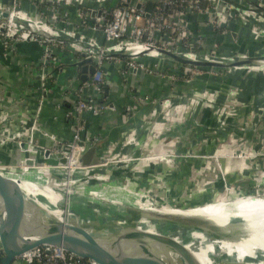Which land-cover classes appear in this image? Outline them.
Returning <instances> with one entry per match:
<instances>
[{"label": "crops", "instance_id": "obj_1", "mask_svg": "<svg viewBox=\"0 0 264 264\" xmlns=\"http://www.w3.org/2000/svg\"><path fill=\"white\" fill-rule=\"evenodd\" d=\"M246 2L256 6L252 0H246ZM28 7L26 5V8ZM255 10L253 14L246 13V18L233 21L232 23L228 22L227 25L231 30V34L227 35H221L214 31L211 26H208L206 24L208 16L204 14L196 15L192 24L193 26L195 25V32H202L208 36L207 43L209 46L215 41H220L226 55L237 53L243 55L246 58L245 61L255 64L261 58H264V12L257 9V7ZM40 58L41 47L33 42L20 43L17 45L16 51L8 58H0V108L8 111L14 126L25 120L32 112L38 95L37 87L39 82L37 81V71L34 64L39 62ZM56 58L60 68L58 82L49 81L47 85L48 93L45 97L42 112V127L44 130L56 134L63 143L70 142L74 135L72 125L79 120V123L85 127L81 132L83 140L89 142L93 141L94 138H98L96 143L99 145L97 153L100 158L110 146H116L117 150H122L123 153L135 157L147 155L150 150L152 151L156 148L155 144L151 142L153 104L151 102L135 103L133 101V93L149 95L160 100L170 98L173 101L172 115L174 117L168 120L169 122L159 123V132L164 131V133L162 132L157 137L160 139L165 138V146L161 147L160 143L157 144L155 153L169 151L187 154L188 156L183 158L176 156L171 164L163 162L159 158L137 162L134 167L138 168V171L141 173L137 174L135 180L141 179L143 187L147 186L151 188L150 186L153 187L154 185L156 187L155 192L160 194V179L162 178L160 176L164 175L165 169H168L169 166H177L178 170L175 173L176 180L174 183L175 189H177L176 193L178 194L182 192L183 188L190 186L189 192L192 194L189 196L190 200L183 199L182 204L190 203L193 199L212 200L219 196L224 189V183H227V181L224 182L225 180L220 175L216 160L210 157V154L214 153L218 148L219 138H222L227 133L221 130L220 132L219 130L216 131L218 127V114L211 110L206 100H202L201 103L199 102V104L194 105V98L197 97L198 93L203 91L207 93L220 92L219 101L223 102L226 91L231 89L237 90L239 95L237 111L233 117L223 118V120H227V122L233 121V130L235 131L232 132H234V135L243 138L246 142L255 141L256 135L264 136V73L255 69L237 70L235 73L218 79L200 77L190 83L180 81L173 84L169 79L159 75H149L143 71L123 73L125 70L123 63H108L105 65L106 75L109 79V92L106 97L107 101L114 104L117 110L107 111L95 116L87 112L83 114L76 113L74 110L75 98H64L63 91L65 86L76 85L81 80L82 66L77 64L80 61L77 62L76 56L69 52H59ZM254 59L255 61H253ZM154 61V59H147L149 63ZM170 61L163 62L162 66L170 68L172 71L175 66L174 61L177 64L180 62L175 59ZM23 97H25V100L22 99ZM59 103L64 104L62 109L57 108ZM186 104H191V111L185 114L188 116L186 120L177 122L178 120H182L180 116L182 112L184 113L182 109ZM127 105L135 108L133 116L128 120L124 117V109ZM260 107L261 109L263 108V112H261ZM157 109L159 113L160 106H157ZM252 110L255 113L257 111L259 114L256 117L253 116L254 121H252L253 118L251 116ZM67 111H74L73 116L77 118H67L65 115ZM177 115L179 118L176 117ZM234 117L235 119L233 120L232 118ZM248 119L251 120V123L249 122L250 124H248L245 131H242L239 122H244ZM131 136H135L137 141L133 144H127L126 141ZM160 139L158 142H160ZM38 140L42 146H55L52 140L43 135L39 134ZM96 143L91 142L90 147ZM2 145L0 143V148ZM19 154L21 156L23 154L24 156V153L17 150L13 145H6L0 149V162L8 165L13 164V160L18 158ZM38 156L42 157L40 153ZM51 163H57L56 157L51 159ZM129 167H133V165L111 166L108 167L110 170L108 168L95 169L94 167H90L89 170L92 172H90V175L93 174L95 178H97L95 174L97 172V174H105L109 178L112 177V179L106 178L103 181L95 179L94 182L89 180L91 182L88 187L103 189L106 195H109L108 193H111L110 191L113 189L115 194L116 188H113V184L116 185L119 181H123V185H126V188L131 187L130 190L133 191L132 188L137 183L135 180L127 182L128 174L126 173ZM248 170L250 168H245L244 172L241 171L242 173L233 172L229 175L230 184L239 186L243 193H249L254 188L253 178L255 175H251V171ZM61 174L62 170L60 169H52L49 173L53 182L62 181L61 178H63L64 174ZM154 175H156L154 182L151 184L147 183L150 177L154 178ZM37 176L38 173L36 171L28 174V177L32 179H35ZM76 176L81 179L76 183V189L79 190L80 186L89 184L86 180L82 181L84 178L82 170L77 171ZM124 177L126 178L125 180H123ZM46 183L49 187L54 186L52 182L46 181ZM135 188H138V186ZM142 189L139 190L143 191ZM234 194L235 192L231 190L228 194L219 196L218 199L226 198L231 203H242L250 197L252 199L257 198L255 197L257 194L233 196ZM116 195L120 197L122 196V192H117ZM241 203H238V205ZM175 204L179 203L176 202Z\"/></svg>", "mask_w": 264, "mask_h": 264}, {"label": "built area", "instance_id": "obj_2", "mask_svg": "<svg viewBox=\"0 0 264 264\" xmlns=\"http://www.w3.org/2000/svg\"><path fill=\"white\" fill-rule=\"evenodd\" d=\"M225 1L219 0L215 3L214 0H208L202 5L200 0L0 1V8H6L10 11V19L4 24V31L1 30L0 25V45L4 57L8 58L14 53L17 44L20 42L37 43L42 48L40 64L42 82L37 89L39 96L35 100L31 114L21 121L19 126H14L8 111L0 108V140H3V145L0 149L4 148L9 142L15 141L17 143L16 149L25 154L17 165L4 164L3 166L6 170L0 169L17 175H21L22 172L29 174L36 171L39 178H44L47 182H51L50 171L52 169H60L62 174H64L63 178H61L63 181H52V184L68 189L72 184H76L81 180L76 176L77 171L82 170L86 177L90 167L83 166L80 159L90 147V143H96L98 138H94L93 141L89 142L83 140L81 132L85 127L78 120L72 125L74 129L73 139L70 142L63 143L56 134L44 130L41 124L45 97L48 93L47 85L49 81L58 82L60 68L56 56L59 52L74 54L77 62L89 59L88 64L95 66V72L89 74L85 81L80 80L78 84H71L64 88V98H75V112L78 114L87 112L97 116L107 111H116L115 105L107 101L106 97L105 89L109 85V79L106 75L105 65L108 63H123L125 69L123 73L143 71L149 75L157 74L161 77L175 80V74H172L175 71H171L170 68H164L162 63L174 59L170 54H173V56L182 55L181 47H179L181 42L188 39L190 35L196 34L194 31L187 32L189 22L193 23L196 17L189 14V9H192L193 4L197 3L196 10L198 15L204 14L208 16V22L211 23V26H215L214 22L218 23L220 15H224L227 12L228 8H225L227 6H222ZM139 3L141 4L140 8L137 7ZM149 3L153 5L152 10H148ZM26 5L29 7L26 8ZM221 6L223 10H215ZM215 15L216 20H214ZM225 25L223 26L225 27ZM189 29L191 30V28ZM201 35L197 34V36ZM185 43L190 46L196 43L201 45L199 49H202V51L199 53L192 52L191 58L187 59L190 61H201L204 57H211L216 54V48L219 46L218 43L213 46H209L208 43L203 44L202 40L199 39ZM147 59H154L155 61L149 63ZM210 59L206 58L205 61L211 62ZM260 60L258 62L259 65H257L258 63L237 64V62H234L226 65L227 68L223 67L220 69L232 72L233 69L241 70L245 68L255 69L264 73V58ZM179 62L180 64H177L174 61V70L185 71L186 73L191 71L193 74L192 78L187 79V82H191L198 77L199 71L205 70L204 68L211 73L215 72L214 68L210 67L214 65L195 64L183 62L182 60ZM230 91L228 96L230 101L224 107L226 110L224 115L234 116L239 103L238 91L235 89ZM200 94L198 93L196 96L198 97ZM202 94L206 95L207 92ZM22 99L25 100V97ZM198 99L195 98L194 102H197ZM133 101L135 103L151 102L154 105V114L158 113L157 106H162L161 113L169 110L170 112L166 113L162 119L172 113L173 101L170 98L160 102L153 100L149 95L133 93ZM63 107V103H59L57 106L58 109ZM134 109L131 105L125 107L124 117L127 120L133 116ZM75 112L67 111L65 115L67 118H72L75 117L73 116ZM251 112V116H253L254 110ZM159 123L157 122L154 128H158ZM39 134L49 138L55 144L54 147L44 146L47 149H51V154L48 157L44 155L42 157L27 155L32 152L33 146L40 145ZM28 138L29 141H27ZM136 141V137L131 136L126 143L133 144ZM25 142L29 144L27 150L22 148ZM153 151L150 150L147 155L135 157L123 153L122 150H117L116 146H110L105 150L103 156L101 155L100 164L107 165L116 162H126L127 165L135 164L140 161L157 158V156L151 157V152ZM54 154L57 163H51ZM175 157V152L167 151L164 156L158 158L171 164ZM28 158L33 159V165L27 163ZM60 158H66V163H61ZM125 189L127 188L125 187ZM134 193L141 194L139 192ZM105 196V198H108L106 194ZM21 263L97 264L53 245H40L30 249L17 257L12 264Z\"/></svg>", "mask_w": 264, "mask_h": 264}, {"label": "water", "instance_id": "obj_3", "mask_svg": "<svg viewBox=\"0 0 264 264\" xmlns=\"http://www.w3.org/2000/svg\"><path fill=\"white\" fill-rule=\"evenodd\" d=\"M137 7L140 8L141 4L139 3ZM9 19L10 11L6 8H0V25L2 31L5 30L4 24ZM170 55L173 56V54ZM175 57L183 62L205 65L217 64L203 61H190L177 56ZM0 58L3 59L5 57L1 55ZM89 61V59H84L77 63L79 66H82V81H85L89 74L95 72V66L89 65ZM40 64L41 58L39 62L34 64L37 71V81H39L38 87L41 86L42 82ZM105 91L107 96L109 87H106ZM27 141H29V138ZM9 144L14 147L17 146L15 141L9 142L7 145ZM98 147V144H94L84 152L80 159L83 166L99 169L108 166L127 165L126 162L101 165V158L97 153ZM22 148L27 150L29 148L28 142L23 143ZM39 153L48 157L51 154V149H47L42 145H35L33 146L32 152L27 155L38 156ZM52 157L54 158L55 154ZM59 160L61 163H66V158H60ZM27 163L33 165V159L28 158ZM88 177L90 176H86L85 179ZM21 178L30 180L26 172L17 175L0 169V224L5 229H0V264H12L24 252L40 245L61 247L97 264H264V247L258 244L260 241L248 236L213 237L207 244L211 245V249L207 252V262L203 261L199 255V250H194L181 257H174L169 252L163 251V248H159L147 241L143 232L129 223H125L124 225L145 246V249L139 250L136 248L116 246L108 240L106 234L100 232L101 230L96 227H92L88 222L68 215L58 216L50 212L46 214L37 211L13 185L19 182ZM53 188L55 189V187ZM73 190L76 193L78 192V189L74 188ZM57 191L68 192L69 189L62 188L60 190L57 189ZM261 196H264V194L261 193ZM99 200L108 205H115L142 215L143 217L152 218L158 216V213L149 214L148 212H140L135 206L122 201L108 198ZM223 242L238 246H245L249 243L255 245L253 249L258 257L255 260H249V255L240 257L241 252L239 249L229 251L228 248L223 247ZM168 243L169 241H165V246L162 247L170 246L167 245Z\"/></svg>", "mask_w": 264, "mask_h": 264}, {"label": "rangeland", "instance_id": "obj_4", "mask_svg": "<svg viewBox=\"0 0 264 264\" xmlns=\"http://www.w3.org/2000/svg\"><path fill=\"white\" fill-rule=\"evenodd\" d=\"M0 1L3 2V0H0ZM151 1H158V0H151ZM205 1H208V0H200V4L201 5L205 4L206 3ZM214 1H215V3H217L219 0H214ZM252 2H254V4H256V6L249 4L248 2H246V0H245V2H244V0H232V1L226 0L222 6H227L225 8H228V9H227V12L224 13V15H222V14L220 15L219 22L218 23L214 22L215 26H211L210 22H207L206 24L208 26H211L214 31L218 32L221 35L231 34V30L229 29V27L227 25L228 22L232 23L233 21H238L239 19L246 18L247 17L246 13L253 14L256 11L255 10L256 7H261L262 9H264V0H252ZM196 5H197V3H194L193 8L189 9L190 10L189 14H191L192 16L194 15V17L196 15H198V11L196 10V8H197ZM222 6L217 7L215 10H219V11L223 10ZM226 15H227V17H226ZM148 16H149V14H148ZM228 16H230V17H228ZM214 20H216V15L214 16ZM222 21H223V23H222ZM224 24H226L225 27L223 26ZM194 26L191 22H189V25L187 27V32H193V31L195 32ZM189 28H191V30ZM195 33H196L195 35H190L188 37V39H185L184 42L183 41L181 42L182 45L180 44L179 47H181L180 51L182 52V55H178L177 57L187 60V59L191 58L192 52L199 53L202 51V49H199L200 48L199 46H201V45H199V43L193 44V46H190L189 44L185 43V42L194 41V40L199 39V40H202L203 44L204 43L207 44V42H208L207 41V39H208L207 35H204L202 32H198L199 34H202V35L197 36L198 33L197 32H195ZM215 43L219 44V46L216 48V54L212 55L211 57L209 56V57H204L201 59V61H205L206 58H211L210 59L211 62H216L217 65L210 66L211 68H214L213 70H215V72L211 73L208 70H206V68H204L205 70H203V69L200 70L198 77L194 78L191 82L195 81L197 78H200V77L205 78V79L206 78L209 79L211 77H214L215 79L226 77L227 75L235 73V71H237V70L233 69L232 72H229V71L221 70L220 68H223V67L227 68V66H226V65H228L227 63L239 62L241 60L246 59L243 55H239L237 53H229L226 55V53L224 52V50L222 48V43H220V41L219 42L215 41L212 43V46ZM1 54L3 55V53H1ZM166 54H168V53H166ZM261 60H262V58H261ZM237 64H241V63H237ZM257 65H259V63ZM182 68H183V65H182ZM241 70H245V68H242ZM172 71L177 72V73H175V72L172 73V74H175L176 79L171 80L168 77H166V79L171 80V82L173 84L180 82V81L187 82V79L192 78V75H193L191 71H187L188 73H186L185 71H178L176 69L175 70L172 69ZM151 75H157V74H151ZM188 83H190V82H188ZM230 92H231L230 90L226 91L224 101L220 102L219 101L220 100L219 99L220 92L219 93L218 92L217 93L211 92V93H207L205 95V94H202V93H204V91H203V92H201L200 96L195 97V98H199V100L197 102H194V105L199 104V102L201 103L202 100H206L209 103L211 110L213 112H215L216 114H218L217 115L218 127L216 128V131L219 130V132H220V130H221V131H225L227 133V134H224L222 136V138H219L220 140L218 143L217 150L214 153L210 154V157L212 159L216 160V164L220 170V175L223 177L222 179L225 180L224 182L227 181V183H224V189L219 194V196H224V195L228 194L229 191L233 190V192H235V194L233 196H244V195L257 194V196H255V197H257L258 199L257 198L252 199V197H250L249 199H246L242 203L238 202V203H241L238 205V203H234V202L231 203V201H229L226 198L218 199L219 198V196H218L212 200H204V199L196 200V199H193L190 201V203L182 204L181 202L183 201V199H189V196L191 194L189 192V190L191 188H190V186H188L187 188H183L182 192H179L178 194L176 193L177 189H175L176 186L174 183L176 180V178H175L176 174L175 173L178 170L177 166H172V165L169 166L168 169H165L166 172L164 171V175L160 176L162 178L160 179L161 187L159 186L160 187V189H159L160 194H158L157 192H155L156 187H154L153 184H152L153 187L150 186L151 188H149L147 186L143 187L141 184L143 181L141 179L135 180L137 178V174L141 173V172L138 171V168L134 167L135 164L133 163V164H131V165H133V167H129L128 172L126 174H128L127 182H131L132 180H135L137 183V185H134V188H132L133 192L141 193V194L135 193L136 196H139L136 203H144V204L147 203L148 204V206H143V207H149V206L159 207V206H162L164 208H169V209H171V208L192 209L195 207H199L198 210H202L206 213H210V214H213L216 216L241 217V216L247 215L246 217H244L246 219H250V216L257 217L258 214H261V215L264 214V196H261V193L264 194V166H263V163H264V136L256 135L255 141L246 142V141H244L243 138H240L239 136L234 135V132H232V131H235V130H233L234 129V127H233L234 122L232 120H231L232 122H229V121L227 122V120H223V118L233 117V116L224 115L226 112L224 107L226 106L227 102L230 101L228 99ZM151 98L153 100H158L160 102L165 100V99L160 100V99L152 97V96H151ZM238 99H239V95H238ZM219 103H221V104H219ZM152 106L154 109V105H152ZM160 108L161 109H160L159 113H156V115H155L154 111H153L152 112L153 115L151 117V142H153L152 144H155V147H156V148H154V151L157 149V146H156L157 144L160 143L161 147H163V146H165V143H166L165 138L160 139L157 137L158 135H161L162 132L164 133V131L159 132L160 131L159 130L160 125H158V128L157 127L154 128V126L157 122H160L162 124L163 120H164L162 118L164 117V115L166 113H169L170 111L166 110L165 113H161L162 106ZM191 108H192L191 104L190 105H188V104L184 105L183 109H182L184 111V113L182 112V114L180 116V119H182V120L181 121L178 120L177 122H182L183 120H186V118L188 116H186L185 114L187 112H190ZM260 109H261V107H260ZM261 112H263V110ZM256 115H259V114L257 111H256V113L254 111L253 116L256 117ZM253 116H252V118H253ZM176 117H178V115ZM232 119L234 120L235 117ZM250 119L245 120L244 122H239V125H241L242 131H245L248 124L251 123ZM252 121H254V118L252 119ZM20 124H21V122L17 126H19ZM159 139H160V142H158ZM154 151L151 152V157L157 156V158H158V157H162L165 155V152L155 153L156 151L155 152ZM175 155L179 156V157L181 156L182 158L188 156L187 154H182V153H177V152L175 153ZM254 160H256V161H254ZM226 164H227V166H226ZM259 164H260V166H259ZM3 165H4V163L0 162V168L5 169V167ZM220 167H222V168H220ZM245 168H250V170H248V171H251V175H255V176L260 175L259 179L255 178V176H254V178H253L254 179V182H253L254 188L249 193L248 192L243 193V191L240 190L239 186L232 185L229 182V180H230L229 175L230 174H232L233 172H241V171L244 172ZM133 170H135V172H133ZM90 172H91L90 170L87 171V175H89L90 177H88L86 179H87V181L93 180V182H94L95 179L93 177V174L90 175ZM95 174H96L97 180L103 181L106 178H109L105 174H100V173L97 174V172ZM110 178L112 179V177H110ZM155 178H156V175H154V178L150 177V180H148L147 183H149V184L153 183ZM86 179H84L82 181H85ZM151 180H153V181L151 182ZM75 185L76 184H72V186H70V189L73 190ZM137 186H138V188H135ZM60 188H62V187H60ZM128 188L131 189V187H128ZM90 189L93 190L94 188H90ZM139 189H142L143 191H140ZM185 189H187V190H185ZM110 192L111 193H108L109 195H107V196L113 198V195H112V194H114L113 189H111ZM131 192H132V190H131ZM192 192H194V190H192ZM176 202H178L179 204H175ZM127 203L129 204V201H127ZM138 206H140V204ZM232 208H235V209L233 210Z\"/></svg>", "mask_w": 264, "mask_h": 264}, {"label": "bare ground", "instance_id": "obj_5", "mask_svg": "<svg viewBox=\"0 0 264 264\" xmlns=\"http://www.w3.org/2000/svg\"><path fill=\"white\" fill-rule=\"evenodd\" d=\"M172 117H174L172 114L167 115L163 123L168 122ZM0 143H3V140H0ZM108 170L110 169L108 168ZM93 177L97 179L95 176ZM125 177L123 180L126 179ZM86 182L89 184L80 186L77 193L70 188L68 192L57 191V189L62 188L58 187L57 184L53 186L56 190L49 187L46 179H41L39 176L35 179L30 178V180L21 178L19 182L13 185L37 211L46 214L50 212L58 216L68 215L88 222L92 227H96L101 230L100 232L106 234L112 244L119 247L145 249V246L124 225L125 223L135 226L143 232L147 241L163 248V251L169 252L174 257H181L194 250H199V255L203 261L207 262V252L211 249V245L207 244L213 237L220 236H248L260 241L258 244L264 247L263 214L246 219L245 216H216L198 210L199 207L192 209H169L162 206L143 207L148 206V204L136 203L139 196H136L129 188L125 189L123 181H119L116 185L113 184V188H116L115 194L113 198L108 197V199L125 203L129 201L130 205L135 206L143 213H158L157 217L147 218L118 206L101 202L99 199L106 197L105 191L97 188L92 190L90 189L92 187H88L91 181L86 179ZM117 192H122V196L118 197ZM0 229H3L1 224ZM165 241H169L167 245L170 246L162 247L165 246ZM254 246L250 243L245 246H238L223 242V247L228 248L229 251L239 249L240 257L249 255V260H255L258 257L254 252Z\"/></svg>", "mask_w": 264, "mask_h": 264}, {"label": "trees", "instance_id": "obj_6", "mask_svg": "<svg viewBox=\"0 0 264 264\" xmlns=\"http://www.w3.org/2000/svg\"><path fill=\"white\" fill-rule=\"evenodd\" d=\"M3 1H8V0H3ZM228 1H232V0H228ZM153 8V5L151 3L148 4V10H152ZM257 9H259L260 11L262 10L264 12V9H262L261 7H257ZM171 57V56H170ZM176 61H181V60H178L175 56H172ZM255 61V59L253 60ZM203 62H207V61H203ZM211 63V62H210ZM237 63H242V64H250L249 61H245V60H241ZM223 64V63H222ZM227 64H232V63H227ZM217 65V64H216ZM25 155V154H24ZM23 157V154L21 156V154L18 155V158L14 159L13 160V164L12 165H17L20 161V159ZM260 175H257L256 178L259 179Z\"/></svg>", "mask_w": 264, "mask_h": 264}]
</instances>
